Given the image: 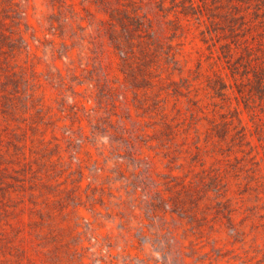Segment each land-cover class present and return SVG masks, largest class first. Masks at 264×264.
Here are the masks:
<instances>
[{"label": "rangeland", "instance_id": "1", "mask_svg": "<svg viewBox=\"0 0 264 264\" xmlns=\"http://www.w3.org/2000/svg\"><path fill=\"white\" fill-rule=\"evenodd\" d=\"M182 2L0 0V264H264V95Z\"/></svg>", "mask_w": 264, "mask_h": 264}, {"label": "trees", "instance_id": "2", "mask_svg": "<svg viewBox=\"0 0 264 264\" xmlns=\"http://www.w3.org/2000/svg\"><path fill=\"white\" fill-rule=\"evenodd\" d=\"M213 3L218 4L220 9L210 11V8H206V0H200V3L183 0L179 12L183 16H193L195 11L204 7L209 22V37L213 34L220 37V32L227 29L232 38L220 45L222 57L229 65L233 77L245 78L255 94L263 96L264 0H213ZM240 32L244 34L238 35Z\"/></svg>", "mask_w": 264, "mask_h": 264}]
</instances>
